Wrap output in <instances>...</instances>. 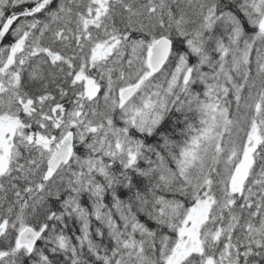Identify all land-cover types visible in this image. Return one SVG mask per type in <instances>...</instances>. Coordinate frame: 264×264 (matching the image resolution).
<instances>
[{"label": "snow or ice", "instance_id": "snow-or-ice-1", "mask_svg": "<svg viewBox=\"0 0 264 264\" xmlns=\"http://www.w3.org/2000/svg\"><path fill=\"white\" fill-rule=\"evenodd\" d=\"M0 264H264V0H0Z\"/></svg>", "mask_w": 264, "mask_h": 264}]
</instances>
